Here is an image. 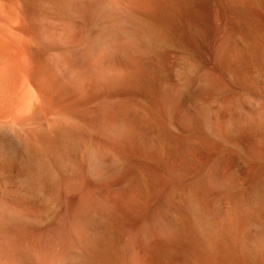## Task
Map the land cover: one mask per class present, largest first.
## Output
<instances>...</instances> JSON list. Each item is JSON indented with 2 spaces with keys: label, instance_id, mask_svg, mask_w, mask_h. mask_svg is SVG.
<instances>
[{
  "label": "bare ground",
  "instance_id": "obj_1",
  "mask_svg": "<svg viewBox=\"0 0 264 264\" xmlns=\"http://www.w3.org/2000/svg\"><path fill=\"white\" fill-rule=\"evenodd\" d=\"M0 264H264V0H0Z\"/></svg>",
  "mask_w": 264,
  "mask_h": 264
},
{
  "label": "rangeland",
  "instance_id": "obj_2",
  "mask_svg": "<svg viewBox=\"0 0 264 264\" xmlns=\"http://www.w3.org/2000/svg\"><path fill=\"white\" fill-rule=\"evenodd\" d=\"M233 156H230V160H231V162L233 163V165L236 167V166H238L237 167V171H238V173H240L239 175L242 177V178H246V176H247V171H246V168L244 167V165L242 164V162H241V160L237 157V156H235V157H233ZM233 159H235L236 161H235V164H234V160ZM233 160V161H232ZM241 165V166H240Z\"/></svg>",
  "mask_w": 264,
  "mask_h": 264
}]
</instances>
